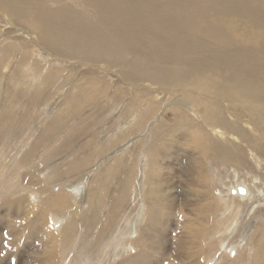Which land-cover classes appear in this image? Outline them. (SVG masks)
Instances as JSON below:
<instances>
[{"label":"bare ground","instance_id":"1","mask_svg":"<svg viewBox=\"0 0 264 264\" xmlns=\"http://www.w3.org/2000/svg\"><path fill=\"white\" fill-rule=\"evenodd\" d=\"M78 1L81 2V4L83 3L85 8L97 13L98 17L105 23V26L113 33H115V36L117 38H121L123 42H126L127 45L130 43H134L148 51L149 56L153 61H147L148 63L146 62L144 66H138L139 73L142 74L144 72L145 75H151L154 79L158 80L160 84L156 85V90L164 91L158 92L156 94V99L153 97L149 98L150 100L155 102L154 104L151 103L152 106L149 105V103L152 101H148V103L145 99H143V94H141L139 90H136L134 93H132L133 95L130 93L131 96L130 98H128V105H131L132 107L140 109L142 111H138L136 117H132L131 119L127 118V120L129 119V123L131 124L130 127L133 128L134 131L140 129L141 133L144 125H146V123H149L148 120H151V116H154L153 119L155 118L154 120H156V122L153 120L148 124V127H152L153 129L151 130L150 128V130L153 132V135L150 137L152 141L150 140V146L147 145L148 151H146L145 156L142 157H145L147 165L146 167L148 168V172H146L148 173V175H150L148 176V182L151 183V185L149 184V188L150 186L151 188L150 190H148V194L152 196L148 201H144V205L147 207L154 206V208L149 210V214L145 212L147 214L146 218L148 217L151 221L155 222V224L157 222V224L160 225L163 223V218L165 221H169L171 217L169 215H171V212L177 211L175 217L179 219V221L182 220L183 225L181 226V228L182 230H185V234L180 233V235H178V238L181 241L175 242L173 246L169 245L157 247L153 245H158L157 242L159 238L156 236H152V233H150L153 232L155 228L152 229L151 225H146L143 229H141L142 232L139 238L140 244H138V246L140 245V254L149 252V254H151L159 251L158 254L160 255V258H162V264H191L190 262H187L188 256L192 253L191 251L196 252L198 257L205 256L207 255V253L212 252L216 253L217 255L219 253V246L215 244L216 242L211 243V246L207 247V250H205L203 246L204 242H202V240L200 239L205 234L207 235V233L212 238L215 235V232H210L214 225L212 224L213 222L210 223L213 213H219V211L222 212L223 208L227 207L228 209H231L230 213L221 221L222 225H229L228 228L223 230L221 233L219 232L218 234H220V236L217 235L218 237L225 238L226 240L234 236L233 233H237L235 230V226H232L239 222V217L236 218V216L240 215V218L242 216L244 223L246 222L245 225H249L250 223H252L248 219L250 213L253 214V216H251V219L259 218L262 216L263 218L260 219L264 221V196H262V193H260L262 192L264 185H262L263 183L259 182L260 179L249 181V185L247 187H243L242 190L237 186H233L231 192L229 193V196L227 198L223 197L225 198V200H223L224 207L220 208L218 211L217 206L219 205V203L213 198L214 195L212 196L213 193L209 185L210 179L208 174L205 173V168L202 166L205 163V159H211L216 161L217 163L228 165H241L243 163L242 160L244 161V159L241 157V155L235 153L234 150L232 151L229 148V142H234L231 140H234L235 134L241 133L240 128L244 126L242 125L243 122H245L247 126H250L251 131H253L251 133L254 134V132L257 131L256 135L258 136H263L264 134V78L262 79V77L264 76V60H262L263 55L262 51L260 50L264 48V0ZM52 2L54 3V1ZM50 3V0H0V17L4 19V22L8 21L13 29V23L20 22L23 25H26L28 30L22 31V33L24 32V34H28L31 37L37 36L38 40L41 42L44 41L45 43H48L47 36L50 37V40H56L54 44L48 43L52 48H58V42L61 41V49H71L72 53L80 49L81 46L86 45L87 47V43H90L91 48L95 50L103 46L106 47V50L110 53L118 52V48L119 46L121 47V45H117L118 43L116 42L115 37L107 38V34L105 32H103L99 27H94L92 23L87 22L82 14L77 11L71 10L70 6L69 8H54L50 6L52 4ZM146 31H150L151 33L148 34ZM150 35L154 36L156 42ZM158 37L165 39V41L167 42L162 43L161 40L156 39ZM238 40H242L244 44H247V46L251 48H245V45H243V54L239 50H236V48L232 50L228 49L231 48L232 45L237 43ZM221 44L226 45V47L224 48L225 50L208 49L210 47L212 48L216 45ZM164 45L166 46V48H164ZM74 47H76L77 50L74 49ZM23 49H27V54L24 57L25 61L28 58L33 57L34 53L28 50L31 49V47H26ZM124 50H126V48ZM97 51L99 52L100 50L98 49ZM8 52L9 51H7V54ZM45 54H47V56L50 55L47 52H45ZM183 54H197V56L194 57V60L190 63L191 65L189 68L181 67L178 65V63H173L174 66H165L164 63L167 62V59L172 62V57L173 60H176L177 58H179V55ZM40 56H42V54L38 53L37 57ZM50 61L51 60H47L48 66L50 64ZM34 62H37V60ZM38 66L39 65H36V67ZM49 70L50 71L46 72L47 77L45 78V80L47 81L46 83L48 84L52 83L56 78L59 77V74H61V71H55V68H49ZM34 73L36 76H43V71L41 68H36L34 70ZM73 73L76 72L74 71ZM88 73L90 72H87V74ZM219 73L224 74L223 79L219 78ZM225 73L227 74L229 80L226 79ZM78 74L80 75L79 71L74 75L78 76ZM3 77L7 78V75L5 76L4 74ZM84 78L85 77H83V79ZM154 79L152 81H155ZM257 79L259 81L255 82L254 80ZM1 83L2 82L0 81V87L2 86ZM83 84L84 85L80 86L79 91L76 94L79 100L75 98H73L72 100L73 107L77 104V101H86L88 97L96 96L95 94L99 92L100 95L102 91H105V88L110 86L107 84V82L106 86L101 83V88L97 87L95 83L89 81H86ZM93 86H96L98 91H94L92 89ZM178 89H188L185 91L187 94ZM4 90L6 89L4 88ZM91 92H94L95 94ZM183 96L186 97L182 99ZM122 97H124V95ZM157 102L161 105H159ZM233 104H239L245 110L247 121H242V118L237 117L238 111L236 109L233 111ZM176 108H178V110H176ZM162 109L163 111H161ZM165 112L174 113L172 115L174 116V118L169 119L168 116L170 114H165ZM10 114H8V118L5 121L6 124H10L12 120H15L13 117L9 116ZM122 114L126 115L125 112H123ZM122 117H124V115ZM175 119L176 122L171 126L170 129H167V131L163 130L165 124L169 125V122L171 123V121H174ZM144 129L146 130V128ZM175 130L178 132L177 137H174ZM144 131L143 133H145ZM115 132L117 133L116 128ZM124 133L125 132L122 133L124 137H128V139L125 138L126 141L130 140L131 138L129 139V136L131 134L126 133L125 136ZM113 134L112 136L115 135ZM236 137L239 138L238 135H236ZM142 138L140 139L143 140ZM237 138L236 140H238ZM112 139H114V137ZM116 139L120 140L118 136L116 137ZM175 139L176 144H173V141ZM223 139L226 141L219 142V140ZM123 140L121 141V143L123 142ZM246 141H244V143ZM139 144L141 145L140 142ZM122 145L120 147H122ZM137 146L138 145H136V147ZM259 148L260 146H257L256 144L253 145L251 144V142L250 144L246 143V147H244L242 151V156L247 152L249 153L248 150L252 152ZM170 149H176L177 153L181 151V153L183 152L185 155H187L184 156L179 153L180 159H178V162H181V164L183 162V165L179 167L178 171H175L174 168H171L166 164L167 162H164L166 151H169ZM144 152L145 151H143V153ZM127 154L126 156L129 157ZM192 154L194 155V160L190 159ZM120 159H122V157H120ZM249 160L251 161V159ZM90 161L91 160L89 158H83L82 162H80L76 166V169L78 170L80 168H84L89 164V170L88 168L83 169V171L86 172L85 177L89 182L81 181L80 184H78V190H80L81 196H83L82 194L89 190L85 189L82 186L84 185L87 188L90 183L95 181L96 174L101 171L100 165L94 166V164L90 163ZM186 162L188 163L184 164ZM189 163L195 166L191 168L189 166ZM118 165H120V163H118ZM125 165H123V167H125ZM163 169L165 171L172 169V173L174 174V176H176L174 178L184 179L188 183L190 188H192L196 192H199V194L191 192L193 199L187 200V202L185 201V203H187L193 210V217L190 216L188 218L187 216H185L183 214V208L181 206L182 204L179 206L176 205L178 204L177 200L172 198V190L178 187H175V185H173L172 183H168L166 188L165 181L163 184H161L160 178ZM49 170V172H47V177L51 175L52 179L49 180V182L52 181L53 183V181H57L55 179L54 173L56 170ZM34 175L35 174H31V177H33ZM30 184L33 188L39 186L36 188H39V191L41 192H45V194L47 195L48 208L56 209L57 211H59L66 209L71 205L72 201L68 197V193L66 194V188L65 191L61 190L60 193L55 194V192L49 191L50 188L53 189L57 186L54 185V183L53 187L48 184V188H45L38 182L35 183V181L31 182ZM126 185L128 186L129 183H127ZM74 186L77 187L76 185ZM240 191H245V194L240 195ZM84 196L86 197L85 194ZM74 199H76V197ZM139 199L140 198L138 197V200ZM151 200H153L152 203L149 202ZM15 208H18V211H16ZM6 209L8 212H16L15 214L18 216V222L16 225H13L14 221H12V219L10 220L9 225L11 226L8 227L9 232L6 229H2V224L0 225V264H7L5 262V259L9 256H12L11 254L15 250V252L20 253V255L18 256L17 253V258L16 254H14L13 257L7 258V260L10 261V264H54L53 259L57 258L58 254L60 253L58 252V250L61 243L60 240H58L59 235H57L56 232L51 229V223L48 224L49 216L46 211V207H39L36 205V202L23 197L21 200H17L8 204ZM246 209L249 210L248 213L246 212ZM96 214L97 211L94 208V214H89L90 219H88V221L90 220L91 224L89 225V227H96V225H92L97 223L96 218H98V215ZM55 219L58 220L60 218ZM150 220L147 221L151 223ZM61 223H63L62 220ZM71 223L67 224L69 226L63 223V225H66L67 227L61 226L63 228V238H66L67 234V243H69L72 238V228L74 226H71ZM167 225L169 227V222L167 223ZM208 225L212 226L208 227ZM145 229L146 231L149 229L151 230H149L150 232L148 231V233L146 232V234L148 235L147 239L150 240H148L149 242L145 238ZM164 230L167 229L164 228ZM5 231L6 233L8 232L7 234L9 235L8 242L5 241L3 237V235H5ZM261 231L262 233L259 236V239L257 241H254V243H252V240L254 239L252 236L246 239L248 243L251 242L254 246L253 248L251 247L252 244H249L251 249H254V257L251 260L252 264H264V230ZM26 236H34V240H28L26 241V243H24ZM151 238H154V240L158 238V240L157 242H155L151 240ZM3 242L5 243L4 246ZM258 244H260V246ZM134 245H136V243H134ZM148 245H151V249ZM236 248L238 247H236L235 245V249ZM25 253H27V256L25 255ZM216 255H214L212 259L216 260ZM132 259L134 258L132 257ZM151 259L152 256H149L143 262L148 263ZM242 262L243 264H246L245 261H243V258ZM131 263L135 264L132 261ZM121 264H130V262H121ZM195 264L199 263L197 262ZM223 264L242 263L224 259Z\"/></svg>","mask_w":264,"mask_h":264},{"label":"rangeland","instance_id":"2","mask_svg":"<svg viewBox=\"0 0 264 264\" xmlns=\"http://www.w3.org/2000/svg\"><path fill=\"white\" fill-rule=\"evenodd\" d=\"M52 1H54V3ZM50 2L52 3H50V6L54 8H69L70 6L71 10L82 14L87 22L92 23L94 27H99L103 32H105L107 34V38L115 37L116 42L118 43L117 45L119 46L120 44L121 47L119 46L120 49L118 48L117 53H110L106 50V47L101 46L98 48L100 50L98 52V49H92L91 44L87 43V47L86 45L81 46L78 50L74 47L77 51L72 53L71 49H68L69 51L65 48L61 49V41L58 42V48H52L48 43L54 44L56 40H50V37L47 36L48 43H45L44 41L41 42L38 40L37 36L31 37L28 34H24V32L22 33V31L28 30L26 25H23L20 22V24L13 23V29L8 21L4 22V19L0 17V81L2 82V86L0 87V225L2 224V229H6L9 232L8 227L11 226L9 225L10 220L12 219V221H14L13 225L17 224L18 216L15 214L16 212H8L6 208L8 204L26 197L36 202L37 206L46 207V211L49 216L48 224L51 223V229L59 235L58 240H60L61 244L59 245L58 252L61 254L59 253L60 255L58 254L57 258L53 259L54 264H121V262H130V264H132L131 261L135 264L140 262V264H162V258H160V255L158 254L159 251L151 254H149L150 252L140 254L141 249L138 244H140L139 238L142 232L141 229H143L146 225H151L152 229L155 228L153 232H150V229V231H146L145 229L144 233L146 239L148 237L146 232L148 233V231L152 233V236L159 238V240L158 238L155 240L154 238H151V240L155 242L158 240V245H153L157 247L169 245L173 246L175 242L181 241L178 238V235H180V233L185 234V230H182L181 228L183 225L182 220L179 221V219L175 217L177 211L171 212V215H169L171 216L169 221H165L163 218V223L161 222L162 224H160L159 220L160 225H158L157 222L155 224V222L151 221L148 217L146 218V213L149 214V210L154 208V206L147 207L144 205V201H148L152 196L148 194V190L151 188V186L149 188V184L151 185V183L148 182V176L150 175L147 173L148 168L146 167L145 157H142L145 156L146 151H148L147 148L150 146V137L153 135V132L151 131L153 129L152 127H148V124L155 118L153 119L154 116L150 117L151 120H148L149 123L144 125L142 133L141 130L137 128H135L137 130L134 131L133 128L130 127L131 124L129 123V119L136 117L138 111L142 110L128 105V98H130L131 94L136 90H139V92L143 94L142 98L147 102L152 101L149 99L151 97L156 99V94L163 91L156 90V85L160 84L158 80L154 79L151 75H145L144 72L142 74L139 73L138 66H144L147 61L152 62L153 60L149 56L146 49L139 47V45L134 43L127 45L121 38H117L115 33L105 26V23L98 17L97 13L85 8L83 3L81 4L78 0H50ZM146 32L148 34L151 33L150 31ZM151 37L154 39V36ZM156 39L161 40L162 43L167 42L165 39L160 37ZM243 45H245V48H251L247 46V44H244L242 40H238L237 43L228 49L232 50L236 48V50H239L243 54ZM26 47H31V49L28 50L32 51L34 54L32 58L30 57L25 61L24 57L27 54V49L24 50L23 48ZM225 47L226 45L221 44L208 49L222 50ZM125 48L126 50H124ZM164 48H166V46ZM260 50L263 55L262 60H264V48ZM7 51H9L8 54ZM45 52L50 55L47 56ZM38 53L42 54V56L37 57ZM196 56L197 54H183L179 55V58L176 60H173V57L172 59L170 58L172 62L167 59V62L164 64L165 66H172L173 63H178L181 67L189 68L191 65L190 63ZM36 60L37 62H34ZM47 60H51L50 64H52H49L48 66ZM36 65L39 66L36 67ZM36 68L42 69L43 76L38 74V76L35 75L34 70ZM49 68H55V71H61L59 77L50 84L46 83L47 81L45 80L47 77L46 72L50 71ZM74 71L76 73H73ZM78 71L80 75L82 74L81 76L78 74L79 77L74 75L77 74ZM87 72L90 73L87 74ZM4 74L5 76L7 75V78L3 77ZM82 76L85 78L83 79ZM223 77L224 74L219 73V78L223 79ZM225 77L228 79L226 73ZM263 78L264 76L262 79ZM153 79L155 81H152ZM86 81L95 83L99 88L102 86L101 83L105 86L107 84L110 86L105 88V91L101 92L102 95H99L100 92L97 94L91 92L96 96L88 97L86 101H77V104L75 103L76 105L73 107L72 100L73 98L79 100L76 94L79 91L80 86H83V83ZM254 81L258 82L259 80L257 79ZM97 87L93 86L92 89L94 91H98ZM4 88L6 90H4ZM178 90L187 94L185 91L188 89ZM143 91H147L145 92L146 94ZM123 95L126 98L122 97ZM184 97L186 96H183L182 99ZM151 103L154 104L155 102H150V106H152ZM232 108L233 111L235 109L238 111L237 117L242 118V121H247L246 112L239 104H233ZM176 110H178V108H176ZM161 111H163V109ZM123 112H125L126 115L122 114ZM8 114H10V117L15 119L12 120L13 122L11 121L12 123L10 122L11 125L5 123L8 118ZM165 114H170L168 116L169 119L174 118V116H172L174 113L165 112ZM123 115L125 119L122 117ZM127 118L129 119L127 120ZM154 121L156 122V120ZM175 122L176 119L174 121L172 120L171 123L169 122V125L165 124L163 130L167 131V129H170ZM242 125L244 126L240 128L241 133L235 134L234 140H231L234 142H229V148L232 151L234 150L235 153L241 155L244 159V161L242 160L243 163L241 165H228L217 163L211 159H205V163L202 165L206 170L205 173L208 174L210 179L209 185L213 193L212 196L214 195L213 198L219 203L217 206L218 211L220 208L224 207L223 200H225V198L223 197L227 198L229 196L233 186H237L242 190L243 187H247L249 185V181H254L256 179H260L259 182L264 185V132L262 133L263 136L256 135L257 131L254 132V135L251 133L253 131H251L250 126H247L245 122H243ZM115 128L117 133L115 132ZM144 128H146V130ZM119 131L122 133L125 132V136L126 133L131 134L132 136L127 135L129 136V139H131L126 141L128 137H124V135ZM143 131L145 133H143ZM177 133L178 132L175 130L174 137H177ZM112 134L114 136H112ZM116 135L120 138V140L118 139L119 141L116 139ZM236 135H238L239 138H237ZM110 137H114V139ZM236 138L238 140H236ZM122 140L123 145L121 143ZM220 141L226 140L223 139L219 140V142ZM244 141L246 142L244 143ZM249 141L253 145L256 144L257 146H260V148L252 152L248 150L249 153H245L244 157V155L242 156V151L244 147H246V143L250 144ZM110 143L116 145H111ZM173 144H176V139L173 141ZM121 145L122 147H120ZM136 145L138 146L136 147ZM108 148L112 149L109 150ZM143 151L145 152L143 153ZM179 153L187 156L183 152L181 153V151H179ZM179 153H177L176 149H170L169 151H166V156L164 157V162H167L166 164L171 168H174L175 171H178L179 167L183 165V162L182 164L181 162H178V159H180ZM126 154L129 157H127ZM120 157H122V159H120ZM83 158H89L91 160L90 163L94 164V166L100 165V169L103 172L100 171L97 174L95 173L96 176L99 177L95 176V181L90 183L87 188L84 185L82 186L89 190L81 196V192L78 190V184H80L81 181L89 182L85 177L86 172L83 171L84 168H88L89 170V164L84 168L79 167L81 170L76 169L77 164L82 162ZM193 158L194 155L192 154L190 159ZM249 159H251V161ZM123 161H126L125 164L128 166L125 165ZM114 162L116 166L114 165ZM118 163H120L121 166L118 165ZM187 163L188 162L184 164ZM122 164L125 165V167H123ZM189 166L193 168L195 165H191L189 163ZM49 169L56 170L54 173L55 179L57 180L53 181L54 185L57 186L53 189L50 188L49 191L57 194L60 193L61 190L65 191L66 188V194L68 193V197L73 202H71V205L66 209L57 211L56 209L48 208L47 195L45 192H41L39 191V188H36L39 186L33 188L30 184L35 181V183L38 182L45 188L48 184L53 187L52 181L49 182V180L52 179L51 175L47 177V172L51 171ZM172 172V169L166 171L163 169L160 178L161 184L165 181L166 188L168 183H172L175 187H178L175 188L176 190H172V198L177 200L178 204L176 205L179 206L182 204L181 206L185 216L188 218L190 216L193 217L192 214L194 212L189 205L185 203V201L187 202V200L193 199L191 192L198 194L199 192L190 188L184 179L174 178L176 176H174ZM31 174L35 175L31 177ZM127 183H129L128 186L126 185ZM260 193L264 196V188ZM244 194L245 191H240V195ZM75 197L77 202L76 199H74ZM138 197L140 198L139 200ZM152 201L153 200L149 202L152 203ZM94 208L97 211L96 215H98V218H96L97 223L92 225H96V227H89L91 224L88 219H90L91 214H94ZM17 209L18 208H15L16 211H18ZM230 210L231 209H228L227 207L223 208L222 212L219 211V213H213L214 216L212 215L213 218L211 217L210 223L213 222L212 224L214 225L210 232H215L216 236L214 235L212 238L207 233V235L205 234L202 238H200L202 242H204L203 246L205 250H207V247L211 246V243L216 242L215 244L219 246V255L212 252L207 253L205 256L198 257L196 252L191 251L192 253L188 256L187 262H190L191 264H195L197 262L199 264H223L224 259H228L243 264V258V261H245L246 264H252L251 260L254 257V249H251V247L254 248L252 243L259 239V236L262 233L261 230H264V221L260 219L263 217L261 216L259 218L251 219L253 214L250 213L248 219L252 223L245 225L246 222L244 223V220L242 219L243 217L241 216L240 218V215L236 216V218L239 217V222L232 226H235L237 233H233L234 236L230 237L231 239L228 238L227 241L225 238L218 237L220 236L218 233H221L223 230L228 228L229 225H222L221 221L230 213ZM246 212L248 213L249 210L246 209ZM55 218H60L66 225L72 222L71 226L74 227L72 228V238L69 243L66 241L67 234L66 238H63L62 234L63 228L61 226L66 225H63L60 219L56 220ZM139 218L140 220L142 218L143 219L140 221ZM147 220H150L151 223ZM168 222L169 227L167 225ZM209 226L212 225H208V227ZM164 228L167 230H164ZM7 233L5 231L6 236L3 235V237L5 241L8 242L9 235ZM27 236L24 243L28 240H34V236ZM251 236L254 239L252 240V243H248L246 239ZM148 240L149 239H147V241ZM133 241L136 245H134ZM250 243L252 244L251 247L249 246ZM4 245L5 243L3 246ZM235 245L239 249H235ZM258 245L260 246V244ZM148 246L151 249V245ZM15 251H13L11 254L12 256L9 257H13L14 254H16L17 258L18 252ZM19 255L20 253H18V256ZM25 255L27 256V253H25ZM214 255L217 256L215 258L216 260L212 259ZM149 256H152V259L148 263L143 262ZM132 257L134 259H132ZM7 258L5 259V262L10 264V261H8Z\"/></svg>","mask_w":264,"mask_h":264}]
</instances>
